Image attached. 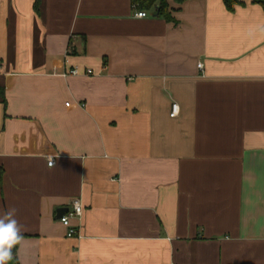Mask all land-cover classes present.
Segmentation results:
<instances>
[{
	"label": "crops",
	"instance_id": "1",
	"mask_svg": "<svg viewBox=\"0 0 264 264\" xmlns=\"http://www.w3.org/2000/svg\"><path fill=\"white\" fill-rule=\"evenodd\" d=\"M169 10L0 0L7 264H264V8Z\"/></svg>",
	"mask_w": 264,
	"mask_h": 264
},
{
	"label": "clouds",
	"instance_id": "2",
	"mask_svg": "<svg viewBox=\"0 0 264 264\" xmlns=\"http://www.w3.org/2000/svg\"><path fill=\"white\" fill-rule=\"evenodd\" d=\"M16 209H9L0 217V264H7L12 259V249L21 242V225L15 218Z\"/></svg>",
	"mask_w": 264,
	"mask_h": 264
},
{
	"label": "trees",
	"instance_id": "3",
	"mask_svg": "<svg viewBox=\"0 0 264 264\" xmlns=\"http://www.w3.org/2000/svg\"><path fill=\"white\" fill-rule=\"evenodd\" d=\"M186 0H132V4L136 9L139 10H150L155 9L156 13L163 15L166 19H171V10L176 9L179 5L184 3ZM253 3H259L264 8V0H251ZM170 2H173L176 7H170ZM226 9L230 12L235 11L237 6L245 5V0H223ZM17 245L12 249V253H15Z\"/></svg>",
	"mask_w": 264,
	"mask_h": 264
},
{
	"label": "built area",
	"instance_id": "4",
	"mask_svg": "<svg viewBox=\"0 0 264 264\" xmlns=\"http://www.w3.org/2000/svg\"><path fill=\"white\" fill-rule=\"evenodd\" d=\"M136 16L138 17H145L147 15V12L144 10L138 11L135 13ZM199 67H202V63L198 64ZM72 74H77L78 70L72 69L71 70ZM179 113V106L176 102L172 103V108H171V112H170V116L174 117L176 115H178ZM48 164L51 166L54 164V159L50 158L48 160ZM83 213V205L79 200H74L72 205L68 208V210L64 213V215H62V217L60 218V222L67 227V236L71 237V236H75L78 235L79 237H81V234L79 233V231H77L75 229V227H73L71 225V219L74 217H80Z\"/></svg>",
	"mask_w": 264,
	"mask_h": 264
},
{
	"label": "water",
	"instance_id": "5",
	"mask_svg": "<svg viewBox=\"0 0 264 264\" xmlns=\"http://www.w3.org/2000/svg\"><path fill=\"white\" fill-rule=\"evenodd\" d=\"M67 210H68L67 207H61V208H59V209L57 210V216H58L59 218H61L62 215H64V213H65Z\"/></svg>",
	"mask_w": 264,
	"mask_h": 264
}]
</instances>
